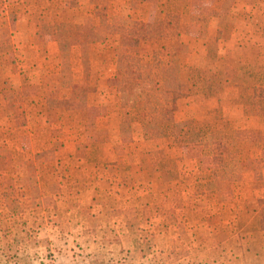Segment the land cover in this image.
I'll return each mask as SVG.
<instances>
[{
  "label": "rangeland",
  "instance_id": "obj_1",
  "mask_svg": "<svg viewBox=\"0 0 264 264\" xmlns=\"http://www.w3.org/2000/svg\"><path fill=\"white\" fill-rule=\"evenodd\" d=\"M263 6L0 0V264H264ZM135 45L170 117L119 92Z\"/></svg>",
  "mask_w": 264,
  "mask_h": 264
},
{
  "label": "trees",
  "instance_id": "obj_2",
  "mask_svg": "<svg viewBox=\"0 0 264 264\" xmlns=\"http://www.w3.org/2000/svg\"><path fill=\"white\" fill-rule=\"evenodd\" d=\"M133 35L139 39H144L146 42L154 39L152 35L148 36L139 33H133ZM150 42L152 46L154 42ZM125 51L129 54L128 57H126L124 52L119 53L123 61L127 62L130 58L134 59L139 67H146V74L144 76L143 73H138L137 77L127 79L124 89L119 91L120 94L129 93L132 94L131 97L136 95L137 98L134 100V103L141 105L138 109L142 110L141 115L143 117L150 116L152 112H160L163 117H170L174 111L176 96L179 94L180 82L176 80L171 81L166 76L154 75L153 63L149 58L151 54L149 49H145V53L141 54V48L135 45L126 48ZM127 103L131 104L129 102V97H127Z\"/></svg>",
  "mask_w": 264,
  "mask_h": 264
},
{
  "label": "crops",
  "instance_id": "obj_3",
  "mask_svg": "<svg viewBox=\"0 0 264 264\" xmlns=\"http://www.w3.org/2000/svg\"><path fill=\"white\" fill-rule=\"evenodd\" d=\"M114 1H116V2H120V1H123V2H131L132 0H114ZM260 1H262V0H260ZM246 5V4H245ZM245 5L243 6V7H241V8H245ZM261 7H259L258 6V9H260ZM245 10V9H244ZM263 10H264V6L262 7V9H261V11H259V13H256V10L254 9L253 10V12H254V15H253V19H252V21L253 20H255V19H258L260 16H262V19H263V21H264V12H263ZM252 12V13H253ZM139 13V15H137L136 14V12H133L132 10H130V9H128V10H126V14H131L133 17L135 16V17H137L138 18V16H139V18H142V19H144V20H146V19H148L149 18V11H147V10H145V11H139L138 12ZM242 15H243V12L241 11V9H239L238 10V12L236 13V16H240V17H242ZM257 25H260V27L262 28V29H264V25H263V22L262 23H260V24H257ZM248 28H249V24H247V23H245V21H244V24H241V25H239V26H235V29H234V35H233V37H232V41H233V43L234 42H237L238 41V37L241 35V34H245L246 32H247V30H248ZM211 30H212V32H213V27L211 28ZM263 39H264V36H263ZM230 40V41H231ZM183 41H184V43L187 45V46H189L190 48H193L194 46H196V49H192V56H193V61L191 62L192 64H196L195 62H194V60H196L197 58H201V55L203 54L202 53V49L203 48H207V46L205 47V45H204V42L202 41V39H198V38H193L192 39V42H189V41H186V39H185V37H184V39H183ZM198 55V57L195 55ZM190 59H191V57H189V61H190ZM197 66H199L198 64H197ZM101 78H102V80H104V82H105V80H106V77H104L103 78V76L101 75L100 76ZM205 104L206 105H209V104H213V100H206L205 99ZM192 106H194V105H192ZM213 108V107H212ZM184 113H185V110L184 111H181L180 112V114H181V116H183L184 115ZM192 114H196V108H194L193 109V111H192V113H190L189 115H185V118H195L194 116H192ZM180 116V117H181Z\"/></svg>",
  "mask_w": 264,
  "mask_h": 264
}]
</instances>
